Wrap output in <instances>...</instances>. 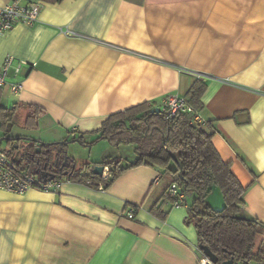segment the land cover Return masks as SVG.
<instances>
[{"label":"crops","instance_id":"0c3cea01","mask_svg":"<svg viewBox=\"0 0 264 264\" xmlns=\"http://www.w3.org/2000/svg\"><path fill=\"white\" fill-rule=\"evenodd\" d=\"M35 1L34 23L0 34V66L11 56L7 80L21 82L17 96L0 89V105L24 127L4 136L6 148L94 138L110 114L158 107L199 79L194 121L210 122L214 148L245 187V213L264 223V0ZM29 105L42 110L34 127L24 125ZM169 184L140 165L102 190L72 180L53 191L0 188V264H198L205 255L185 220L193 195L174 204L162 196ZM158 198L162 217L150 210Z\"/></svg>","mask_w":264,"mask_h":264},{"label":"trees","instance_id":"16d2710c","mask_svg":"<svg viewBox=\"0 0 264 264\" xmlns=\"http://www.w3.org/2000/svg\"><path fill=\"white\" fill-rule=\"evenodd\" d=\"M205 86L204 81L197 79L185 95L197 112L202 106L200 97ZM28 107L29 113L24 125L34 127L36 117L42 110L32 105ZM154 108V102L153 106L148 102L132 105L110 114L97 129L100 137L110 145L133 144L134 160L122 164L119 158L92 162L108 166L109 175L102 179L99 175L89 172L91 162H83L77 167L74 160L68 157V178L77 182H85L90 178L93 186L101 181L104 188H107L129 168L148 165L162 169L170 179V184L176 183L184 195H193L192 202L187 205L185 220L194 224L198 245H206L217 256L216 264L230 258L234 264H264V237L257 240L264 223L245 213V187L235 177L229 163L224 162L214 148L211 142L214 129L210 122L194 121L193 114L187 112H179L169 117L165 111L156 112ZM15 118L17 116L12 107L0 105L1 125L5 135ZM87 134L80 132L78 137L81 143H85ZM67 141L68 139H65L51 145L41 143L37 145L40 147L38 152L31 149V146L36 147L35 143H31L25 147V153L20 159L13 157L12 147L5 150L17 166H24L35 172L36 167L41 166L49 155L53 157V151L61 161ZM36 160L39 161L38 164L35 163ZM72 164L74 167L70 169ZM47 168L57 175H63L65 170H54L51 161ZM213 187L219 190L224 202L219 210L213 209L206 202V197ZM162 196L171 202L175 200L168 189ZM159 200L160 198L153 203L150 210L162 217L164 212L158 205Z\"/></svg>","mask_w":264,"mask_h":264},{"label":"built area","instance_id":"2783aa9c","mask_svg":"<svg viewBox=\"0 0 264 264\" xmlns=\"http://www.w3.org/2000/svg\"><path fill=\"white\" fill-rule=\"evenodd\" d=\"M42 3L35 0H11V2L0 8V34L11 29L17 23L32 24L39 15ZM12 64V57L7 56L0 66V89L6 88L12 96H17L21 89V82L8 81L7 76ZM23 61L18 62L15 67V73L19 72ZM159 110L165 111L169 117L179 112L193 114V120L197 119V110L189 103L185 96L176 94H166L158 106ZM91 172V168L89 169ZM109 175V168L104 167L100 177L105 179ZM70 180L66 175L55 174L52 178L41 176L31 171L27 167L17 166L8 156L6 150L0 146V188L22 193L30 188L42 191L57 190L61 183ZM85 184L93 186L92 180L88 178ZM96 188L104 189L100 181ZM168 192L175 198L174 204L184 203V194L180 191L176 183H171ZM129 217L132 213L128 214ZM198 264H214L207 256H202Z\"/></svg>","mask_w":264,"mask_h":264},{"label":"rangeland","instance_id":"374dc122","mask_svg":"<svg viewBox=\"0 0 264 264\" xmlns=\"http://www.w3.org/2000/svg\"><path fill=\"white\" fill-rule=\"evenodd\" d=\"M18 120H19L18 118H15L14 122L11 121L10 123L9 121L10 126L8 133H12L14 130L19 128L22 129L24 128L22 122ZM1 123L2 121L0 119V138L5 136ZM84 140L85 143L68 140L64 144V151H66L67 155L74 160V163L76 164L77 167L83 162H92L96 160L102 161L100 160L101 159L100 155L103 152H105V155L103 156V161H106L109 158L122 157L123 163H126L128 161L134 160L135 158L133 144L110 145L105 139H102L100 137V134L94 138H90L89 136H86ZM27 143L28 141L22 138L18 139L17 142L12 143L11 147L14 152L13 157L15 159L18 158L20 153L24 151V148L28 145ZM0 145L4 149H10L9 147L6 148L7 145L5 139L2 140ZM31 149L32 150L34 149L36 152H38L40 150V147L31 146ZM54 160H52V162H54ZM209 194L211 195L209 197L211 201H214L218 206L222 208L224 202L219 190L216 187H213ZM188 200L191 202L190 196Z\"/></svg>","mask_w":264,"mask_h":264},{"label":"water","instance_id":"95a60500","mask_svg":"<svg viewBox=\"0 0 264 264\" xmlns=\"http://www.w3.org/2000/svg\"><path fill=\"white\" fill-rule=\"evenodd\" d=\"M154 111L158 112L159 111V108L158 107H155L154 108ZM4 139L6 140L7 137H1L0 138V144H1L2 140H4ZM28 141H29V139H28ZM70 141H78V142H80V138L79 137H75V138L71 139ZM60 142H62V141H60ZM24 153H25V148H24V151L20 154V156L22 154H24ZM52 159L53 160L55 159L54 162H52ZM49 161H51L52 167H53L54 170L55 169L60 170L61 168H66V167L68 168L69 165H70V163L68 161V156H67V154L65 152H64L63 159L61 161L59 160V158H58L57 155L54 158L50 157V155H49L48 159L46 161H44L41 164V166L36 167L35 173L38 174V175H41V176H47V178L54 177L55 176V173L52 170H49L47 168V164L49 163ZM35 163L38 164L39 161L36 160ZM73 167H74V164L71 165V168L70 169H72ZM104 167L105 166H103L102 164H94L91 167V172L93 174H96V175H99L100 176L102 174V172H103ZM63 175H67L68 176L69 175L68 170H64L63 171ZM241 218L249 219L248 217H243V216H241ZM198 248L201 250V252L205 256H207L210 259V261L212 263H214V264L217 263V256L206 245L199 244L198 245ZM220 264H234V263H233V259L230 258L228 260L222 261Z\"/></svg>","mask_w":264,"mask_h":264},{"label":"flooded vegetation","instance_id":"af4514ba","mask_svg":"<svg viewBox=\"0 0 264 264\" xmlns=\"http://www.w3.org/2000/svg\"><path fill=\"white\" fill-rule=\"evenodd\" d=\"M64 169H66V168H64Z\"/></svg>","mask_w":264,"mask_h":264}]
</instances>
